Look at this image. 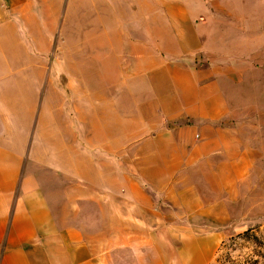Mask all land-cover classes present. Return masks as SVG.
<instances>
[{
	"label": "rangeland",
	"instance_id": "rangeland-1",
	"mask_svg": "<svg viewBox=\"0 0 264 264\" xmlns=\"http://www.w3.org/2000/svg\"><path fill=\"white\" fill-rule=\"evenodd\" d=\"M67 7L64 25L40 27L55 12L37 11L18 34L21 54H43L46 69L51 63L35 143L39 152L50 133L53 165L81 182L82 197L73 199L75 237L90 255L83 264H264V0H68ZM209 20L228 23L217 51L209 49ZM186 79L183 95L216 83L227 97L251 166H228L222 179L215 170L162 179V156L147 153V141L190 122L175 113V80ZM182 185L208 199L203 212L187 203L195 195L182 199Z\"/></svg>",
	"mask_w": 264,
	"mask_h": 264
},
{
	"label": "crops",
	"instance_id": "crops-1",
	"mask_svg": "<svg viewBox=\"0 0 264 264\" xmlns=\"http://www.w3.org/2000/svg\"><path fill=\"white\" fill-rule=\"evenodd\" d=\"M67 5L68 0H0V264H83L90 257L85 256L89 251L84 242L75 237L80 206L73 197H82L81 182L68 180L67 166L53 165L50 133L47 145L44 137V147L39 152L36 148L35 108L45 105L51 93V63L47 61L46 69L49 58L40 54L36 59L19 49L18 27H27L33 12H55L47 23L39 22L40 27L62 26ZM225 22H208L213 27L207 37L212 51L223 41L220 28L228 26ZM175 83L181 91L175 113L180 121L190 122L147 141V153L162 156V179H201L208 170L217 171L222 179L228 166L233 171L251 166L244 163L243 156L250 151L233 127L229 100L213 87L217 84L212 83L209 92L199 87L183 95V86L191 81ZM41 154L42 160L37 157ZM37 168L49 178L41 177ZM178 193L183 200L195 195L187 203L205 210L202 204L208 199L197 196L195 188L182 185Z\"/></svg>",
	"mask_w": 264,
	"mask_h": 264
}]
</instances>
